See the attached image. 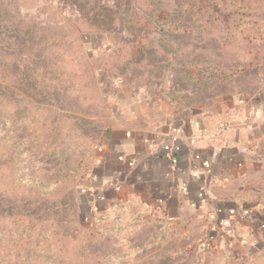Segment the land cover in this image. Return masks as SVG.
<instances>
[{"label": "rangeland", "instance_id": "374dc122", "mask_svg": "<svg viewBox=\"0 0 264 264\" xmlns=\"http://www.w3.org/2000/svg\"><path fill=\"white\" fill-rule=\"evenodd\" d=\"M262 91L264 0H0V264H264V164L209 248L87 190L113 130Z\"/></svg>", "mask_w": 264, "mask_h": 264}, {"label": "crops", "instance_id": "0c3cea01", "mask_svg": "<svg viewBox=\"0 0 264 264\" xmlns=\"http://www.w3.org/2000/svg\"><path fill=\"white\" fill-rule=\"evenodd\" d=\"M224 124L230 128L217 134ZM98 163L87 187L94 202L111 191L176 223L237 211L246 181L264 164V91L217 109L165 106L154 128L113 130Z\"/></svg>", "mask_w": 264, "mask_h": 264}, {"label": "trees", "instance_id": "16d2710c", "mask_svg": "<svg viewBox=\"0 0 264 264\" xmlns=\"http://www.w3.org/2000/svg\"><path fill=\"white\" fill-rule=\"evenodd\" d=\"M246 208V211L251 213L249 214V216L251 215L250 219L249 220H252L254 218V216H259V214H256L254 213V208H252V206L248 205L247 202L243 203V204H237V208L240 210V209H243V208ZM247 218V217H246ZM189 221H197L199 223H203L205 228H206V237H205V248H209V247H212V246H215L214 245V241L213 240V237H212V231L214 230L215 233H216V239L220 238V236H223L224 232L215 228L214 226L216 225L214 223V220H212L210 218V216H202V217H197V218H191V219H188L184 222V224L188 223ZM225 235V234H224Z\"/></svg>", "mask_w": 264, "mask_h": 264}, {"label": "built area", "instance_id": "2783aa9c", "mask_svg": "<svg viewBox=\"0 0 264 264\" xmlns=\"http://www.w3.org/2000/svg\"><path fill=\"white\" fill-rule=\"evenodd\" d=\"M229 128L230 126L228 124H224L218 129L217 134L221 135L225 133Z\"/></svg>", "mask_w": 264, "mask_h": 264}]
</instances>
